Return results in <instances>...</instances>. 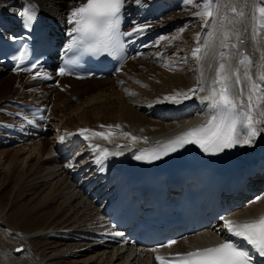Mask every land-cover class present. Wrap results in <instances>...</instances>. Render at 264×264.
Here are the masks:
<instances>
[{
    "label": "bare ground",
    "instance_id": "6f19581e",
    "mask_svg": "<svg viewBox=\"0 0 264 264\" xmlns=\"http://www.w3.org/2000/svg\"><path fill=\"white\" fill-rule=\"evenodd\" d=\"M24 1L34 5L53 33L67 35L68 43L73 40L75 33L69 32L75 25L68 19L86 0H0V37L13 38L21 18L17 13L22 11ZM172 2L170 15L159 18L158 11ZM204 3L141 0L138 5L129 0L132 21L126 33L137 25L146 26L131 38L147 40L148 49L129 57L112 77L78 80L64 76L51 85L0 64V264H155L154 255L181 254L190 245L228 240L223 222L219 231L210 229L155 251L124 250L96 238L109 230L104 207L113 193L95 165L97 152L104 155L107 149L128 164L196 127L195 123H202L208 106L203 99L205 81L220 60V51L228 53V61L237 68L243 91V96L233 92L238 104L247 103L252 82L264 88L260 80L264 73V28L259 25L258 12L264 0H212L214 19L208 27H202V19L194 15ZM232 7L237 12H232ZM239 12L244 13L243 17ZM225 29L238 34L243 43L231 35L229 47L222 48ZM232 44L237 46L232 48ZM198 46L203 57L199 64L192 56ZM213 53L217 57L213 58ZM244 56L251 64H240ZM201 67L202 78L198 70ZM217 68H213V79ZM245 72L251 81L245 79ZM177 93H187L189 98ZM173 96L177 102L165 100ZM21 102L45 109V128L36 123L38 129H32L13 116L14 112L20 113L17 103ZM260 111H264V104ZM253 115L264 119L259 112ZM257 127L262 130L251 145L241 143L232 148L230 157L236 164L244 159L240 152H257L258 141L264 154V123ZM85 129L88 131H82ZM109 132L108 140L94 135ZM132 136L138 139L133 141ZM73 151L82 166L89 165L80 182L73 179L79 168L72 171L66 163ZM260 163L262 157H255L253 166ZM86 180L89 184L95 182L89 191ZM250 186L258 193L244 196L241 202L236 199L226 220L243 223L264 215V174L252 179Z\"/></svg>",
    "mask_w": 264,
    "mask_h": 264
},
{
    "label": "snow or ice",
    "instance_id": "6c2138e0",
    "mask_svg": "<svg viewBox=\"0 0 264 264\" xmlns=\"http://www.w3.org/2000/svg\"><path fill=\"white\" fill-rule=\"evenodd\" d=\"M126 0H86V3L81 4L75 8L69 16L68 23L75 26L69 32L77 34L73 36V43L79 41L99 39L102 45V50L107 51L109 42L113 37L110 29L113 27L114 18H118V13L124 6ZM193 3V0H188ZM212 0H205L202 10L194 13L202 19V27H208L209 22L213 21L214 14L211 10ZM136 4H140L141 0H135ZM232 12H237L235 7L231 8ZM259 12V25L264 28V7L258 8ZM25 18V27H29L36 19L34 10L31 7L25 8L23 11L17 13ZM239 16L243 17L244 13L239 12ZM226 20L227 17H224ZM135 24V22H133ZM229 23H233L229 21ZM221 28H224L223 21L220 22ZM146 26H135L131 31L122 33L121 35L132 36L135 32H142ZM214 36V32L209 34ZM231 35H236V39L243 43L240 36L236 33L230 32L225 29L223 32V39L221 40V47L228 48V40ZM199 40V34L197 35ZM237 45L232 44L231 47L235 48ZM202 49L198 46L193 52L192 56L196 59L197 64L203 58L200 53ZM206 55V53H205ZM25 53L21 52L20 56L15 59L22 61ZM221 61H228L230 57L224 51L219 52ZM264 59V57H262ZM241 65L251 64V61L244 56L240 61ZM203 77L202 67L198 69ZM230 73L233 69L230 63L220 62L216 69L215 78L212 81L211 94L203 97L204 100L209 101V107L213 110V114L206 123L189 128L172 140H169L164 145L165 151L163 155H167L168 151H176L177 148L183 147L185 144H196L205 152H221L224 149L233 148L238 144L251 145L254 138L257 137L261 130L257 127L264 123V119L254 118L253 113L259 112V115L264 118V111H260L261 105L264 104V88L257 85L255 82L251 83L247 103L240 101L238 104L235 99L229 95V88L233 82L239 83V77L236 80L231 79ZM64 69H60V75H64ZM245 79L251 81V77L245 72ZM260 80L264 81V73L260 74ZM194 91V90H190ZM203 91V89H201ZM260 93V95H257ZM183 95L185 99L189 98L187 93H177L176 96ZM176 96L165 97V100L176 101ZM103 127V126H102ZM117 128L119 125L116 126ZM111 128V126H109ZM88 131V130H82ZM94 135L108 140L111 132L95 133ZM124 136H130L129 133H123ZM133 141L138 138L132 136ZM105 157L107 155H117V153H108L104 149ZM144 157L137 156L136 159H143ZM156 159L160 158V154L155 155ZM224 227L226 230L236 237H241L248 244L256 247L262 255H264V215L258 219L245 221L243 223H236L232 220H224ZM174 243V242H171ZM171 243L168 245L171 246ZM17 251H21L17 249ZM248 253L240 250L234 243L225 241L215 247H208L197 249L194 252L187 253L185 258L170 260L165 257L157 256L159 264H248Z\"/></svg>",
    "mask_w": 264,
    "mask_h": 264
},
{
    "label": "rangeland",
    "instance_id": "374dc122",
    "mask_svg": "<svg viewBox=\"0 0 264 264\" xmlns=\"http://www.w3.org/2000/svg\"><path fill=\"white\" fill-rule=\"evenodd\" d=\"M169 15H170V13H169ZM169 15H168V16H169ZM144 112H146V110H144ZM150 117H151V116H150ZM251 202H252V201H251Z\"/></svg>",
    "mask_w": 264,
    "mask_h": 264
}]
</instances>
